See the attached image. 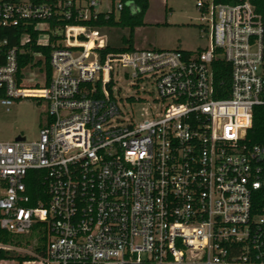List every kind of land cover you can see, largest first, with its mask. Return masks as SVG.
<instances>
[{
    "label": "built area",
    "instance_id": "2783aa9c",
    "mask_svg": "<svg viewBox=\"0 0 264 264\" xmlns=\"http://www.w3.org/2000/svg\"><path fill=\"white\" fill-rule=\"evenodd\" d=\"M197 7L206 47L102 56L107 37L85 22L136 13L135 0H0V104L33 97L48 114L36 140L0 141V227L48 232L45 255L17 264H264V145L247 140L264 106V0ZM34 46L51 48L52 75L26 87L21 57L47 72ZM218 60L230 66L225 96ZM120 67L156 85L142 120L122 115ZM32 170L44 186L34 196Z\"/></svg>",
    "mask_w": 264,
    "mask_h": 264
},
{
    "label": "rangeland",
    "instance_id": "374dc122",
    "mask_svg": "<svg viewBox=\"0 0 264 264\" xmlns=\"http://www.w3.org/2000/svg\"><path fill=\"white\" fill-rule=\"evenodd\" d=\"M133 12H136L135 8ZM202 17L197 0H150L144 24L135 30V47L165 50L204 48L210 43L211 32H202L200 25L205 22L201 20ZM208 18L209 16H206L205 20ZM128 34L127 28H110L105 31L107 39L114 45L120 43L121 36ZM89 46H93V43H89ZM125 72L129 70L119 68V74L115 77L114 95L119 101L124 117L142 120L151 111L150 108L157 105L156 85L148 80L137 81L133 85L134 78L125 76ZM44 80L45 76L38 66L25 68L24 86H44ZM128 97L133 100H128ZM47 117L46 100L33 97L18 98L9 109L0 104V141L13 140L18 135L25 136L28 141L36 140ZM37 244L38 238L28 234L20 237L19 243L13 244L10 249L14 255H34ZM17 261L15 259L3 264H17Z\"/></svg>",
    "mask_w": 264,
    "mask_h": 264
},
{
    "label": "trees",
    "instance_id": "16d2710c",
    "mask_svg": "<svg viewBox=\"0 0 264 264\" xmlns=\"http://www.w3.org/2000/svg\"><path fill=\"white\" fill-rule=\"evenodd\" d=\"M244 0H214L215 3H238ZM253 4L258 6H262L263 0H250ZM138 11L136 13H129L127 10L122 11L118 17L114 15L107 19L104 16H101L97 20H92L89 22H85L93 27L99 28L103 33H105L106 29H123L127 28L129 30V34L123 35L120 37V43L118 45L111 44L109 39H107L106 46L101 49L102 56L107 53H115L120 51H130L135 49V30L137 27L142 26L144 24V17L149 9L150 0H135ZM21 31V29H18ZM2 37L10 38V43H15V39H12L6 29L2 30ZM7 33V34H6ZM6 34V35H5ZM34 51L43 52L46 55L45 59V67H46V76L44 80V85H48L52 75V69L49 64V56L51 48L49 47H41L34 46ZM39 66L43 65V61L41 59L35 61L33 54L28 53L27 55L20 58V70L18 73V81L20 84L23 83L25 75L23 74V69L28 66ZM215 79L216 83L221 89H224V93L219 94V96L227 95V88L230 85V66L223 60H218L215 62ZM100 88V83H97ZM112 84L108 86L111 95H112ZM40 86V85H36ZM226 90V92H225ZM128 100L132 101V97H128ZM247 140L251 144H259L264 145V106H257L254 110L253 115V123L252 127L248 130ZM41 171L32 170L29 172V181L28 184L31 186V190L33 192V196L35 192L41 191L44 186L43 183L39 179V174ZM33 203H37V201H33ZM31 235L36 236L38 238V244L35 247L36 254L43 256L46 252V245L48 239V232L45 223H38L33 227ZM19 236L15 237L6 230L0 227V241L6 244H18ZM19 260L21 263L25 261H33L36 260L34 255H14L11 249H3L0 248V260ZM88 264V263H87Z\"/></svg>",
    "mask_w": 264,
    "mask_h": 264
},
{
    "label": "water",
    "instance_id": "95a60500",
    "mask_svg": "<svg viewBox=\"0 0 264 264\" xmlns=\"http://www.w3.org/2000/svg\"><path fill=\"white\" fill-rule=\"evenodd\" d=\"M26 137L22 135H18L15 139L16 140H24Z\"/></svg>",
    "mask_w": 264,
    "mask_h": 264
}]
</instances>
